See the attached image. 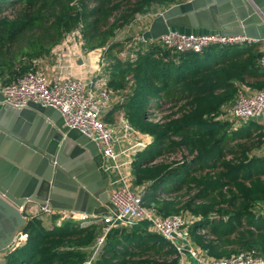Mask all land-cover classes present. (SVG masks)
I'll return each mask as SVG.
<instances>
[{"label": "trees", "instance_id": "trees-1", "mask_svg": "<svg viewBox=\"0 0 264 264\" xmlns=\"http://www.w3.org/2000/svg\"><path fill=\"white\" fill-rule=\"evenodd\" d=\"M187 1L0 0V88L36 71L37 61L75 30L82 51L111 53L121 46L112 43L115 34L137 15ZM137 46L134 60L114 58L106 75L107 88L123 98L113 112H123L132 130L152 138L133 157L132 186L143 188V206L160 218L188 214L192 244L211 257L254 249L264 259V128L253 120L234 127L223 117L241 87L264 89V53L257 43L214 45L200 53L141 39ZM130 81L133 93L124 97ZM164 107L170 113L154 121ZM58 221L56 215L29 217L21 233L26 242L10 248L3 264H83L102 226ZM95 263L179 259L154 232L119 226L106 233Z\"/></svg>", "mask_w": 264, "mask_h": 264}, {"label": "water", "instance_id": "water-1", "mask_svg": "<svg viewBox=\"0 0 264 264\" xmlns=\"http://www.w3.org/2000/svg\"><path fill=\"white\" fill-rule=\"evenodd\" d=\"M173 28L261 42L264 0H189L162 10L141 38L154 41ZM111 175L96 144L64 126L57 111L32 102L13 109L0 94V248L21 226L1 201L16 209L34 205L89 216L117 214L108 199Z\"/></svg>", "mask_w": 264, "mask_h": 264}, {"label": "built area", "instance_id": "built-area-1", "mask_svg": "<svg viewBox=\"0 0 264 264\" xmlns=\"http://www.w3.org/2000/svg\"><path fill=\"white\" fill-rule=\"evenodd\" d=\"M157 12L154 16L159 15ZM81 44L79 30L66 36L67 45L70 38H75ZM141 41L145 42L142 38ZM153 42L178 53H200L214 45H241L251 44L254 41L246 37H227L219 32H181L170 29L168 34L162 35ZM264 70V55L259 60ZM106 66L105 58H100L98 72ZM93 81L79 78H55L51 80L46 74L39 71H30L18 78L15 82L1 87L0 94L3 104L13 109H23L32 102L42 107H49L57 111L64 121V126L76 129L82 136L96 144L103 156L112 163L110 168L119 170L121 165L116 163L117 155L114 152L115 144L121 139L114 129L107 126L102 120L104 112L111 104L112 95L106 89H93ZM264 113V89L257 90L251 95L240 91L233 106L229 110L230 120L235 124L257 120ZM158 120V119H157ZM155 121V120H154ZM124 130L129 129L127 121H120ZM264 155V152H263ZM117 183L119 188L108 195L109 202L117 209V214L109 212L100 216L85 215L73 210H57L48 206L39 208L36 214L56 215L59 221L73 220L82 224L96 223L102 226L101 234L95 239L90 248V256L83 264H96L95 259L105 243L106 233L119 226L136 227L145 222L150 231L170 242L177 251L179 264L192 261L195 264H264L263 257L256 250H244L229 258H214L207 251L195 247L188 233V226L183 215H172L160 218L152 210L143 206L142 192L132 186L127 175H120ZM20 213L26 207H17ZM29 210V208H28ZM264 214V204L261 206ZM34 214V215H36ZM200 234L205 235L206 231ZM20 234L16 236L11 247L20 246L19 238L26 240Z\"/></svg>", "mask_w": 264, "mask_h": 264}, {"label": "crops", "instance_id": "crops-1", "mask_svg": "<svg viewBox=\"0 0 264 264\" xmlns=\"http://www.w3.org/2000/svg\"><path fill=\"white\" fill-rule=\"evenodd\" d=\"M193 32L199 33L201 31H193ZM76 42L78 43L77 39ZM255 43L259 45V50L264 53V41L255 42ZM100 52H101L100 49H97L88 52L87 54H84V52L82 51L80 46H78V44L66 45L64 42H62L60 45L56 46L52 50L51 52L52 56L50 55L51 58L49 57V58L41 59L37 61V64L35 66H36V71L43 72L51 80H54L55 78H61V79L79 78L86 80L90 79L93 81L94 90L106 89L111 93L112 95L111 104L108 107V109L104 112L102 116V120L107 126L114 129L117 135L121 136V139L114 146V152L117 155L116 163L121 165V168L119 170L111 168L112 185L108 190L109 191L108 193L110 194L111 192L119 188L120 185L117 183V181L120 178V175H127L132 181L133 179L132 168L134 164L133 157L138 150H141L145 148V146L150 144L152 138L132 130L130 126L129 129L125 131L124 126H122L120 122L122 119L123 121L126 120L124 119L123 112L121 111L117 113L113 112V109L122 103L123 98L120 96V93L117 94V92L107 88L108 76L106 75V71H107L106 67L105 69L103 68V70L99 72L97 71L99 68V60L100 58H102L101 56L102 54ZM79 59L82 62L81 64L77 63ZM240 91H242L246 95H251L256 90L251 91L247 87H241ZM253 121L258 123L259 125H262L264 128V113L260 118ZM108 163H109V167H111L112 163L110 161H108ZM113 186H115L116 188L112 189ZM134 189L143 192V188H134ZM1 203L9 207L21 219V226L12 234L6 248H0V257H3L5 252L11 247L13 239L22 233V230L24 229L27 223V219L31 216H34V214L37 213L39 207H36L34 205H28L27 209L24 212L20 213V211H18L13 205L9 203L8 205L3 201H1ZM121 227L127 229L142 228V229H146L148 232H151L149 225L145 222L138 223L136 227L135 226L128 227L124 225H122ZM19 241L21 242V245H23L26 242V240H23L21 238H19ZM186 264H195V263L186 260Z\"/></svg>", "mask_w": 264, "mask_h": 264}, {"label": "rangeland", "instance_id": "rangeland-1", "mask_svg": "<svg viewBox=\"0 0 264 264\" xmlns=\"http://www.w3.org/2000/svg\"><path fill=\"white\" fill-rule=\"evenodd\" d=\"M154 8L156 10L155 9H151L149 11V13H147L145 15H137L136 18L128 26H126L123 29L119 30L115 34L114 38L111 41H112V43H121L120 47L115 48L111 53L108 52L109 48H106V50H104L105 48L100 49V51H101L100 53L102 54L101 56L103 58H105V60H106V66H107L106 70L107 71L110 68L111 62L114 61L113 60L114 58H116V60H119V61H122V62L135 59V56L131 53V51L138 49V46H137L138 40L141 39V35L145 31L148 30V28L150 27L151 22L155 18V17L152 18L150 16H154L155 14H157V11L160 9V8H157V7H154ZM8 13H9L8 11L5 12V14H8ZM173 29H175V28H173ZM176 30L181 31V32L186 31V30L181 29V28H177ZM201 32H204V31H201ZM76 38H77V36L75 38L71 37L70 38L71 39L70 43H68V44H70V45L78 44V46H80V48H81V44L79 43V41H78V43L76 42ZM143 50H144V52L146 51L145 49H143ZM105 51H106V53H105ZM87 53L88 52H84V54H87ZM97 53H99V52H97ZM51 56H52V54H51ZM51 56H48V57H45V58H49V57L51 58ZM109 56H111V57H109ZM45 58H43V59H45ZM133 87H134V82L132 81L131 83L128 84L127 88L122 92V95L124 97L125 96L127 97L128 95H131V93H133ZM169 110L170 109H168V107L167 108H165V107L162 108L161 111L155 113L153 119L157 120V119L162 118L164 115H167L168 113H170ZM229 110L230 109L225 110V114L223 115V117L230 119ZM235 125H236V127L240 126V124H235ZM115 188H116L115 186L112 187V189H115ZM184 217H185V220L187 221V223H190V220H191L190 216L187 214ZM8 250L5 252L3 257H0V264L4 263V257L6 255V253L8 252Z\"/></svg>", "mask_w": 264, "mask_h": 264}]
</instances>
